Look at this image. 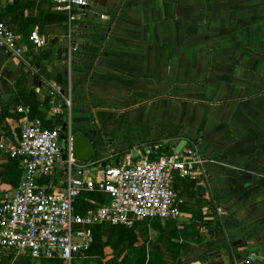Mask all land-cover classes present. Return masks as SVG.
<instances>
[{
  "label": "crops",
  "instance_id": "obj_1",
  "mask_svg": "<svg viewBox=\"0 0 264 264\" xmlns=\"http://www.w3.org/2000/svg\"><path fill=\"white\" fill-rule=\"evenodd\" d=\"M0 7L23 51L0 48V109L11 113L8 130L0 125V197L22 181L10 151L37 117H61L85 133L97 147L101 166L90 174L99 179L105 165L193 141L204 161L175 176L180 214L94 224L80 263L264 258V0H89L72 22L53 0ZM63 95L72 99L70 116L55 113ZM62 177L57 169L47 180Z\"/></svg>",
  "mask_w": 264,
  "mask_h": 264
},
{
  "label": "built area",
  "instance_id": "obj_2",
  "mask_svg": "<svg viewBox=\"0 0 264 264\" xmlns=\"http://www.w3.org/2000/svg\"><path fill=\"white\" fill-rule=\"evenodd\" d=\"M53 4L72 22L79 19L89 0H53ZM31 38L39 47L46 43L38 28ZM0 48L14 55L23 52L1 16V7ZM60 91L54 86L52 93ZM71 109V97L63 95L55 113L70 116ZM10 155L21 164L23 178L13 194L0 197V257L26 255L35 264L52 259L73 264L85 258L94 224H131V215L144 221L178 216L175 176L190 175L204 161L192 141L180 152L157 157L147 154L105 165L104 177L99 179L90 172L101 161L76 157L71 121L61 117L47 123L37 117L25 123ZM57 169L63 177L48 181ZM95 189L104 192L106 199L93 201L94 208L79 212V196Z\"/></svg>",
  "mask_w": 264,
  "mask_h": 264
},
{
  "label": "trees",
  "instance_id": "obj_3",
  "mask_svg": "<svg viewBox=\"0 0 264 264\" xmlns=\"http://www.w3.org/2000/svg\"><path fill=\"white\" fill-rule=\"evenodd\" d=\"M11 113L9 112L7 107H4L3 109H0V125L5 129L8 130V124H7V117L10 116ZM85 197H90L93 198L97 201H103L106 197V194L102 191H99L97 189L95 190H90V191H85L83 192L77 202H76V207L79 212L85 213L88 210L94 208V204L92 203H87L84 198ZM85 258H80L78 261L73 262V264H82L80 261ZM0 264H33L32 261L30 260L29 257L26 255H9V256H2L0 257ZM41 264H63L62 260L60 259H52V260H44ZM86 264V261L83 263ZM177 264H184L182 260H179Z\"/></svg>",
  "mask_w": 264,
  "mask_h": 264
},
{
  "label": "water",
  "instance_id": "obj_4",
  "mask_svg": "<svg viewBox=\"0 0 264 264\" xmlns=\"http://www.w3.org/2000/svg\"><path fill=\"white\" fill-rule=\"evenodd\" d=\"M67 129L64 126V130ZM74 137V151L77 158L89 161L95 157L97 154V147L92 142V140L83 132H78L73 130ZM187 144V141H184ZM181 144V143H180ZM181 146V145H180ZM179 146V148H180ZM177 149V152H180L181 149ZM251 264H264V258L259 255H253L250 257ZM193 264H201L200 262H195Z\"/></svg>",
  "mask_w": 264,
  "mask_h": 264
}]
</instances>
